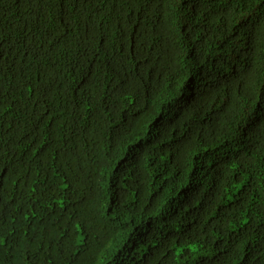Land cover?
<instances>
[{"label":"trees","instance_id":"obj_1","mask_svg":"<svg viewBox=\"0 0 264 264\" xmlns=\"http://www.w3.org/2000/svg\"><path fill=\"white\" fill-rule=\"evenodd\" d=\"M89 1L0 0V264H264V0Z\"/></svg>","mask_w":264,"mask_h":264},{"label":"clouds","instance_id":"obj_2","mask_svg":"<svg viewBox=\"0 0 264 264\" xmlns=\"http://www.w3.org/2000/svg\"><path fill=\"white\" fill-rule=\"evenodd\" d=\"M82 2H83V7H84V10H85L86 13L89 11V9H90L91 7H96V3H91L89 0H82ZM262 12H263V8H262V6H261L260 4L255 3V6H254V12H253V14H252V17H261V16H262ZM88 22H89V18H88ZM55 43H56V42H55ZM120 50H121V49H118L117 52H116V50H115V55H116V56H119V55H118V52H120ZM127 51H128V50H123V51L121 52V54L124 53V52H125V54H126ZM121 56H123V55H121ZM98 107H99V105L97 104V105L94 107V109L92 110V113H93V112L96 113V110L98 109Z\"/></svg>","mask_w":264,"mask_h":264}]
</instances>
